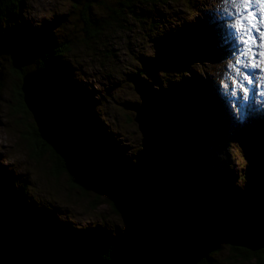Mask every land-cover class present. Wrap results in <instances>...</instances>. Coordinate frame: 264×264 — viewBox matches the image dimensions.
Returning a JSON list of instances; mask_svg holds the SVG:
<instances>
[{"label":"rangeland","instance_id":"obj_1","mask_svg":"<svg viewBox=\"0 0 264 264\" xmlns=\"http://www.w3.org/2000/svg\"><path fill=\"white\" fill-rule=\"evenodd\" d=\"M113 1L89 0L88 2L91 3L89 15L83 18L84 8L82 7L85 0H25L18 12L20 20L17 19L19 27L16 28V31L19 34L16 36L31 44L46 41L43 39L40 41V38L34 37L32 34L36 32L45 33L46 38L52 40L74 39L73 57L68 58L74 65V70L69 66L70 79L72 82L92 90L90 94L95 95L97 100L95 108L101 129L108 133L106 145L109 150L107 155L111 158L107 159L112 166L111 173L121 179L123 193L128 197L127 200L130 201L137 213H141L142 209H145L146 201L154 197L161 189L168 190L169 192H167L172 194L170 191L173 192L179 179L182 180L181 184L184 182L186 184L190 180L189 192L195 190L197 193L200 185L199 178L213 186L212 189L205 190V192L212 196L215 205L220 210L228 211L233 206L228 201L220 202L222 194H233V201L242 202L252 189V184H250L252 179L246 170L251 165L254 169H257V164L264 165V96L260 97L259 95L258 98H252L251 107L247 105V109L246 106H243L246 116L243 119L236 118L233 125L229 126V123L232 117L238 114L237 110L233 111L232 115L226 114L225 117L221 115L220 130L219 125L215 128L219 134L209 136L206 134L210 127L209 124L206 125L208 114L206 117L202 110H197L194 113L195 117L192 114L187 119L183 116L185 122L179 120V117L174 114L175 107L182 108L183 105L185 107V104L187 108L190 106L189 99H185V91L181 101L174 93L178 91L177 87L187 86L191 90V85L198 87L205 83L208 89L214 91L212 90L210 93V90L206 88L205 91L196 93L198 101H213L214 106L216 103L220 104L221 101L230 103V98L227 97L229 94L234 97L235 93H228L226 90L227 77L220 76L218 73L213 79L209 77V79L202 80L203 77L195 75L196 82L192 84L193 80H190L189 74L177 71L176 66L169 59H165L164 66L178 74L176 77L161 73L158 64L160 55L165 54L164 49L168 46H176L172 38H174L175 30L181 28L183 20L194 21L195 14L201 15V10H204L206 15H211V11L218 13L223 7V0H217L216 5L212 4L213 0H197V8L187 5L186 0H173L172 8L161 6L163 11H167L169 15L172 14L171 23L167 25L162 22L160 25L152 26L151 20L148 24H144L143 21H138L136 16L129 17L132 24L127 25L124 22L122 28L117 29L118 33L111 37V39L115 37L116 39L106 46V49H110V53L114 55L113 60L108 64L117 62L120 65L119 69L111 71L107 64L105 65L107 57L103 59L106 62L98 60L97 63H93L89 55L83 53L81 48L84 44L79 39L84 38L86 19L97 18L100 22L106 19L117 24L114 18L111 19L110 14L112 9L120 8V4ZM231 7L235 10L236 5L231 4ZM115 16L118 15L115 14ZM199 22L205 25L204 19H200ZM170 28L171 36L168 38L166 32ZM190 28L192 27L190 26ZM176 32L178 34V31ZM151 36L154 37V43ZM178 38L180 39V36ZM210 40L219 43L216 47H211L209 51L212 63L209 60L204 62L201 56H194L193 60L188 62L194 69L198 67L206 73L213 67L217 68L220 63L218 61L221 60L217 55L219 52L222 53V36L212 35ZM107 41L110 40H105V42ZM194 58L197 59L194 60ZM9 60L8 55L5 56V59L0 57V170H4L14 184L24 188L25 204L29 208V217L33 223L41 211L44 213L41 214L43 217L48 214L46 217L51 224L50 230L52 231H47L52 234L55 228V240L48 243L47 246H43L42 249L45 252L53 251L55 254L52 256L55 255L54 257L60 255L59 264H75L76 258L72 252V254L68 251L61 253V240L57 233L59 235L62 231L66 234L63 237V245H65L73 240L76 229H92V227L98 230L101 236L103 234L110 239V249L119 251L125 250L123 248L128 245L143 246L148 242V231L145 229V225H142L141 220L137 221L129 213L115 211L109 202L108 196L110 195L108 193L91 185L83 186L85 190L77 188L72 185L67 174L55 171L50 152L38 142L36 136L33 137L30 133L33 117L17 108L16 85L19 82L17 75L12 72ZM226 60H232L230 55ZM142 61L147 62L152 75L160 72L158 77L162 79L164 88L168 87V92L163 94V97H158V100L153 98V106L158 112L153 113V116H147L144 120L141 119V115L136 112V109L144 105V97L145 99L149 98L150 94L154 96L151 88L156 84L147 82L145 85L141 84L142 89H137L135 85L131 90L128 84L129 76L124 72V69L128 70L127 67L133 69L137 62ZM92 63L93 65L90 66ZM28 65L32 66V64ZM131 71L133 72L134 69ZM74 72L79 73L80 77H73ZM185 74L188 78L183 77ZM233 77L240 79L241 76L234 75ZM207 80L212 84L207 83ZM59 82L60 84L64 83L66 79H61ZM262 94L264 95V91ZM180 102L183 105H180ZM135 103L136 108L134 109ZM222 111L225 110L215 107L212 108L211 114L216 118ZM195 118L198 119L197 123L193 121ZM175 120L177 122H173ZM172 129H175L173 133H171ZM178 130L182 133L181 138L178 137L179 140L173 138V136H178ZM209 130H214V127ZM231 131L235 135H232ZM211 138L215 139L216 145L211 142ZM176 143V147L178 146L176 150L179 148L193 150L194 160L190 162L191 157L188 156L187 159L184 154L170 156ZM202 160L212 163L216 169L223 173L219 174L223 185L219 179L212 180L221 183L214 185L210 180V175L208 177L198 175L197 167H200L198 162ZM169 161L184 167L173 165ZM140 162H146L145 171L142 166L140 167L144 171L143 175L139 167L135 171L133 170V167ZM187 162L190 164L189 168ZM191 165L196 166L191 168ZM104 168L106 169V167ZM172 168L179 170L180 173L174 174L170 180V169ZM200 168L203 172H207L206 169ZM107 171L109 172V168ZM184 173L188 176L186 179L182 177L184 175L180 176ZM177 188L179 189V187ZM240 195L244 196L243 199L239 197ZM221 205L225 207L221 208ZM206 206L204 205V207ZM27 217V215L24 216L25 220L29 222ZM44 219L46 220V218ZM144 221L148 225V219ZM32 228L34 227L32 226ZM40 238L42 243L45 236H43V240L42 237ZM35 240L40 242L37 237L31 239L32 242ZM26 242L31 243L30 241ZM26 242L20 243L19 247L27 262L49 264V259L34 248L38 246L37 244L28 245ZM208 253L211 257V264H264V248L255 252L246 248L245 250L243 248L232 249V246L220 236L213 238V246ZM199 262L195 264H205V262Z\"/></svg>","mask_w":264,"mask_h":264},{"label":"trees","instance_id":"obj_2","mask_svg":"<svg viewBox=\"0 0 264 264\" xmlns=\"http://www.w3.org/2000/svg\"><path fill=\"white\" fill-rule=\"evenodd\" d=\"M25 0H0V57L5 59V56L8 55L10 58L9 63L12 69V72H14L17 75L18 82L16 85V93H17V104L18 109H21V111L25 112L28 115H31L30 111L27 109V106L24 102V94L22 91V79L23 76L30 72L37 69H43L47 68L52 72L54 75V79L56 83H58L59 88L62 90V92L66 95L68 102L72 106L74 115L77 117V121L80 125V127L83 130V133L85 134L87 140L91 142L96 149V153L98 157L100 158L101 162L103 163V166L106 167L111 174V176L114 178L115 182L118 186V193L120 194L121 198L116 199L111 196L109 197V202L114 208L115 211L118 213H130L132 215H137V221L141 220V223H143V217L141 215L136 214V211L133 207V205L128 201V197L123 193V189L121 187V179L115 176L111 173V163L108 161L107 158H111L108 154V146L107 144V137L108 133L101 129V124L99 121L98 113L96 111V103L97 100L94 96H92L90 93L92 90H88L87 87H82L80 84L74 83L70 79V67L74 70V65L71 62L72 60H69L68 58L73 57V43L74 39H54L52 40L47 39L45 33H39L36 32L35 34H32L34 37L40 38V41H43L41 43L37 44H31L26 42L24 39L19 38L16 36V34H19L18 31H16V28L19 27L17 24V19L20 20L18 12L20 11L21 7L23 6ZM84 3V11L82 13L83 18L86 17V15H89V7L91 3H89V0H85ZM101 1V0H100ZM187 5L190 7H197V0H186ZM113 2H118L120 4V8H114L111 10L110 17L111 19H115L117 24H113L112 21L108 20H102L101 22L97 20V18L86 19V29H85V35L84 38L79 39L84 46L82 45L83 53L89 55V58L91 61L102 62L103 59L107 57V62L105 61V65L109 67L111 71L117 70L120 68L119 63H110V61L113 60V54L110 53V49H106V46L109 42L114 41L116 39L113 37L118 33L117 29L122 28V25L124 22L127 23V25L132 24L129 17L136 16L138 18V21H143L144 24H148L149 20L152 21V26L160 25L162 22L164 25H167L170 22V17L167 13V11H163L161 9V6L164 5L165 7L172 8L173 0H114ZM160 8V10H159ZM156 11V13H154ZM118 15V16H115ZM157 15V16H156ZM147 21V22H145ZM188 20L182 21V26L180 29L175 30L174 38H172L174 41L177 40V38L180 36V41L176 42L175 47H167L164 49L165 54L160 55L158 58L159 62V69L161 73H165V75H169L170 77H176L178 74L173 73L171 69L165 68L164 64L167 59H169L175 66L176 70H180L183 72H186V74H189L191 76H194V68L189 65L188 62L193 60L194 56L198 57V54H201L203 50H208L209 47H207L206 41H202L200 38L204 37L206 34L203 32L202 34H198L197 32L192 33V28H189V24L187 22ZM110 27H112L110 29ZM178 31V34L177 32ZM30 33V32H29ZM166 35L168 38L171 36V28L167 30ZM153 43L155 42L154 37H152ZM48 40V41H47ZM105 40H110L105 42ZM200 40V43H199ZM155 45V44H153ZM185 49V50H184ZM72 56V57H71ZM166 59V60H165ZM197 58H194L196 60ZM93 63L90 65L92 66ZM32 64V66L28 65ZM94 67V66H93ZM95 68V67H94ZM127 69H124L125 75L129 76L128 84L131 87V90L133 87H137V89H142L141 84L145 85L147 82L155 83L156 86L151 88V92L153 89V95L150 94L149 98L144 97V105L142 107H139V109H136V112L139 113L141 116V119L144 120L151 115L153 116V113H157L158 110H156V107L153 106L154 99L158 100V97H163V94H166L168 92L167 89L164 88V85L162 83V79L158 77L159 73L155 75H152V72L150 71V67L147 64L146 61L137 62V65L133 68L134 71L132 72L131 68L127 67ZM131 71V72H130ZM79 73L74 72L73 77L79 78ZM174 74V75H172ZM183 75L184 76H186ZM188 78V77H186ZM61 79H66V82L60 84ZM174 80V78H173ZM132 82V83H129ZM135 84H134V83ZM185 82V81H183ZM1 85V81H0ZM64 86V87H63ZM155 88V89H154ZM161 88V89H160ZM186 88V89H184ZM165 89V90H164ZM182 89V90H181ZM184 89V90H183ZM157 90V91H156ZM159 90V91H158ZM174 94L179 97L180 101L184 98V93L186 92V100L189 99L190 106L187 108L186 104L185 107L182 102H180V105H183L182 108L175 107L174 108V114L179 117V120H182V122H185V118H188L189 115H194V113L197 110H202V113L206 115L208 112L203 107L199 108V105L196 104L193 101H196L193 97V94L190 93V88L187 89V86L178 87ZM185 91V92H184ZM142 92V91H141ZM67 93V94H66ZM149 95V94H148ZM154 98V99H153ZM182 98V99H181ZM158 102V101H156ZM136 108V103L134 105V109ZM187 108V110H185ZM206 113H205V112ZM32 116V115H31ZM184 116V117H183ZM197 118H195V123H197ZM131 121V119H129ZM146 122V121H144ZM177 122V120L173 121ZM192 123V121H191ZM220 127V125H219ZM35 122L33 121L31 124V135L35 137L38 142L44 146L49 152L51 157H53V163L54 168L57 173L62 172L69 176L70 182L72 185H74L77 188L84 189L83 186H86L82 182L79 181V177L77 174H75L67 165V162L64 158H62L59 153L54 151L50 145L45 144V141L39 136V133L36 129ZM175 129L171 130V133H173ZM104 134V135H103ZM182 133L178 130V136H173V138L178 139L181 138ZM177 143L175 144V147L173 151L171 152L170 156H175L179 154H184L187 159L188 156L191 157L190 162L194 160V152L193 150L189 148H179V150H176L178 146L176 147ZM184 159V158H182ZM171 162V161H169ZM173 165L177 164L181 168L184 166H181L178 163L171 162ZM202 161L198 162L199 166L201 167ZM141 164V165H140ZM140 164L133 167V170L135 171L136 168L142 166V168L145 171V164L146 162H140ZM169 164V163H168ZM188 168L190 164L187 162ZM186 164V165H187ZM208 164L205 166L207 168H210L211 171L207 170L208 172H203L200 167H197L199 171L197 172L198 175L208 177L210 175L211 182L215 184H221L220 182H214L212 180L220 179L219 174L214 171L212 167H208ZM196 165H191V168H194ZM257 169H254V167L251 165L248 167L247 174L252 179L250 184H252L251 193L244 196H239L241 199L244 200L241 201H233L234 197L233 194H227L231 198H229L226 193L222 194V201H228L229 204H232L234 207H230V209H239L243 207V204L264 198V195L261 196L260 193L264 194V165L257 164ZM143 169L142 175L144 174ZM186 170V169H185ZM177 171V172H176ZM176 173H180L179 170L172 168L170 169V176L169 179L173 178V175ZM184 175V176H182ZM180 176L184 177L186 179L188 176L184 174H180ZM167 178V177H166ZM182 179V178H181ZM169 181V180H168ZM222 182V181H221ZM179 184V182H177ZM200 184V185H199ZM199 189L197 193L195 190L192 192H189L187 194L186 191L182 193L183 188L178 189L179 192H177V187L173 188V193L180 194V197L193 203L198 206H204L210 201L215 204L214 201H212V196L205 192V190L212 189V185H209V182H205L201 178H199ZM223 185V182H222ZM23 187L18 186L11 181V177L6 175L4 170H0V237H5L9 243L17 248L20 252L19 244L30 241V244H37L38 246H35L37 252L43 253L45 257H47L49 260V264H59V258L60 255L56 257L52 256V254H55L53 251H47L45 252L42 248L43 246H47L48 243H51L54 238V231L52 234H50L47 230H50V222L48 221V218L46 217L48 214H45L46 216H42L41 214H44L43 211L40 212L38 217L34 220V223L32 222L29 212V208L25 204V196L23 193ZM200 194V195H199ZM196 198V200H193ZM224 199V200H223ZM233 199V200H232ZM227 205V204H226ZM96 206V205H95ZM221 207H225L224 205H221ZM227 207V206H226ZM28 216V220H25L24 216ZM136 217V216H135ZM46 218V220L44 219ZM145 223V221H144ZM32 226L34 228H32ZM140 226V225H139ZM93 229V230H92ZM92 229H76L74 231V238L71 240V242L66 243L63 245V240L66 236L62 231H60L59 235L57 233V236H59L61 240V246L60 251L63 254V252L68 251L72 252L74 254V258L79 257L80 255H84L88 252H93L97 254L99 257L102 258H109L112 254L122 251H116L114 249H110L111 247V241L109 238L105 237L103 234L101 236V233L98 230H95L93 227ZM34 235L35 237H33ZM43 236H45L43 240ZM39 239L40 242L38 243L36 240L34 242L31 241L32 238ZM43 242L41 243V238ZM224 238V237H222ZM26 239V241H25ZM46 240V241H45ZM213 245H210L207 248V252L205 255V258L202 259L199 263L205 264H211L210 263V254L208 251L212 248ZM109 247V248H108ZM240 247H232V249H239ZM106 249V250H105ZM123 249H137L140 252L148 253L149 252V245L148 243H145L141 247H133V246H126ZM242 249V248H241ZM245 249V248H243ZM58 253V252H57ZM71 253V254H72ZM22 254V252H21ZM23 261L25 264H31L30 262H27L26 259L21 255ZM76 261V260H75Z\"/></svg>","mask_w":264,"mask_h":264},{"label":"water","instance_id":"obj_3","mask_svg":"<svg viewBox=\"0 0 264 264\" xmlns=\"http://www.w3.org/2000/svg\"><path fill=\"white\" fill-rule=\"evenodd\" d=\"M21 88L24 102L39 128V136L65 159L79 181L120 199L114 178L100 158L85 147L87 138L80 132L67 97L52 72L43 68L26 73ZM48 122L52 127L46 125ZM54 122L60 126H56L58 129L54 128ZM181 181L179 179L176 187L183 188L182 193H189L190 180L186 184ZM163 191L149 198L141 213L136 212L143 220L148 219V225L142 223L148 231V253L126 249L102 258L88 252L77 257L76 264H195L205 258L215 236L224 237L232 247L253 251L264 248V198L226 211L211 201L206 207L198 206L176 192ZM132 216L137 219V215ZM21 255L5 237H0V264H25Z\"/></svg>","mask_w":264,"mask_h":264},{"label":"bare ground","instance_id":"obj_4","mask_svg":"<svg viewBox=\"0 0 264 264\" xmlns=\"http://www.w3.org/2000/svg\"><path fill=\"white\" fill-rule=\"evenodd\" d=\"M259 2H263V0H259ZM263 4V3H262ZM217 20H212L211 22H216ZM206 22V21H205ZM252 23V22H251ZM253 23H254V21H253ZM199 24L203 27L204 25H202L200 22H199ZM215 24V23H214ZM258 26H259V28H264V20L263 19H259V21H258ZM190 28V27H189ZM224 30H225V27H222ZM192 33L193 32H197L198 34H200V31L199 30H197V29H194V28H192ZM261 32V31H260ZM200 39H204V37H201ZM216 42V41H215ZM214 42V43H215ZM214 43H211V45L213 46V47H216V46H214ZM211 46V47H212ZM47 69V68H46ZM53 74V73H52ZM25 76V75H24ZM23 76V77H24ZM53 76H56V75H54L53 74ZM57 77V76H56ZM187 77V76H186ZM188 77H189V75H188ZM242 78L243 77H240V79H238V77H236L235 79L237 80V82H241L242 81ZM195 82H196V78H195ZM210 83V81L209 80H207V83ZM192 84L194 83L193 81L191 82ZM212 83H210V85H211ZM195 85H191V91H190V93H192L193 94V97H194V99L196 100V101H198V98L196 99V93H198V92H203V90L204 89H206L207 88V85H205V83H202L200 86H198V87H194ZM178 88V87H177ZM189 87H187V89H188ZM193 88V89H192ZM207 90H210V93H211V91L213 90V89H208L207 88ZM205 91V90H204ZM214 91V90H213ZM62 92V91H61ZM63 93V92H62ZM64 94V93H63ZM67 94V93H66ZM227 98H229V96L227 97ZM66 101H67V103H68V100L66 99ZM196 101H193V102H195L196 103ZM199 101H201V100H199ZM208 103L207 104H202L203 106V108L204 109H206L208 112L210 111V113H212V108H215V107H217V108H221L222 110L224 109L225 111H222V113L220 112V114L215 118V119H217V120H220L221 119V115L222 116H227L226 114H228V115H232V112L234 111H236V107H234L233 108V106H231V104L230 103H227L226 101H221V103L220 104H218V103H216V105L214 106L212 103H213V101H207ZM229 102H230V100H229ZM69 106L71 107V109H72V106L70 105V103H69ZM27 109H28V107H27ZM246 109H247V106H246ZM29 110V109H28ZM73 110V109H72ZM30 111V110H29ZM242 111H244L243 109H242ZM30 113H31V111H30ZM74 113V112H73ZM31 115H32V113H31ZM32 117H33V115H32ZM75 117V121H76V123H78V121H77V117L76 116H74ZM33 120H34V118H33ZM34 122H35V120H34ZM35 125H36V129H37V131H38V133H39V128H38V126H37V124L35 123ZM48 127H52V124L50 123V122H48L47 124H46ZM78 125H79V123H78ZM60 127V126H58L55 122H54V128H56V129H58L57 127ZM216 126H218V124L216 125ZM79 127H80V125H79ZM219 127V126H218ZM219 130H220V127H219ZM80 132H82L83 133V130H82V128L80 127ZM217 134H219V131H217ZM83 135L85 136V134L83 133ZM233 135H235V133H233ZM86 137V136H85ZM87 142H86V144H85V147L88 149V150H92V152H94V154H96L97 155V153H96V149H95V146L91 143V142H89V140H86ZM45 144H47L46 142H45ZM98 156V155H97ZM99 158V157H98ZM201 162V161H200ZM103 164V163H102ZM206 164H208L207 166L209 167H212L213 169H214V171L215 172H217L218 174H223V173H221L220 171H219V169H216L213 165H212V163H206V161H204V160H202V163H201V167L203 168V169H206V170H208L209 169V171H211L210 170V168H207L205 165ZM208 172V171H207ZM116 190H117V192H118V186H117V183H116ZM241 248H243V247H241ZM246 249H248V248H246ZM243 250H245V249H243ZM263 250V249H262ZM250 251H253V250H250ZM255 252V251H254ZM143 253V252H142ZM20 258H21V260H22V262L23 263H25L24 261H23V259H22V257L20 256ZM76 262H77V260H76ZM76 262H75V264H76Z\"/></svg>","mask_w":264,"mask_h":264},{"label":"flooded vegetation","instance_id":"obj_5","mask_svg":"<svg viewBox=\"0 0 264 264\" xmlns=\"http://www.w3.org/2000/svg\"><path fill=\"white\" fill-rule=\"evenodd\" d=\"M18 102V101H17ZM17 107H18V104H17Z\"/></svg>","mask_w":264,"mask_h":264}]
</instances>
